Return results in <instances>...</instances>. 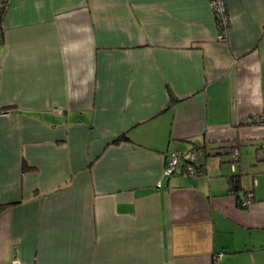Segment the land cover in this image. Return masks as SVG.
I'll list each match as a JSON object with an SVG mask.
<instances>
[{
  "label": "crops",
  "instance_id": "0c3cea01",
  "mask_svg": "<svg viewBox=\"0 0 264 264\" xmlns=\"http://www.w3.org/2000/svg\"><path fill=\"white\" fill-rule=\"evenodd\" d=\"M225 5L9 0L0 264H264V0Z\"/></svg>",
  "mask_w": 264,
  "mask_h": 264
},
{
  "label": "built area",
  "instance_id": "2783aa9c",
  "mask_svg": "<svg viewBox=\"0 0 264 264\" xmlns=\"http://www.w3.org/2000/svg\"><path fill=\"white\" fill-rule=\"evenodd\" d=\"M209 6L211 8L215 27H216V39L223 41L226 37L227 31L230 27V18L229 13L226 9L225 0H208ZM9 0H0V45L2 44V20L4 13L8 7ZM247 119L250 122L259 121L262 119L261 115L256 113H249ZM201 147H190L185 149H173L169 152V160L164 167L163 173L165 175H171L177 165L179 163L182 164L183 169L189 173H195L199 171H204L203 166H196L194 163L195 158L201 153ZM231 167L234 169L235 165H237L238 157H239V149L236 146L232 147L231 150ZM253 200L252 193H246L243 198L240 200L241 206H246ZM221 253H218L216 256L220 257ZM13 264H24L19 260H14Z\"/></svg>",
  "mask_w": 264,
  "mask_h": 264
},
{
  "label": "trees",
  "instance_id": "16d2710c",
  "mask_svg": "<svg viewBox=\"0 0 264 264\" xmlns=\"http://www.w3.org/2000/svg\"><path fill=\"white\" fill-rule=\"evenodd\" d=\"M2 41H3V39H2ZM121 138H125V136L122 135ZM118 140H119V139H116L114 142H117ZM236 176H237V175H232V176H231V179H230L231 190H232V191H237V190H238V187H239L238 178H237ZM239 202H240V200H239ZM4 207H6V206L0 204V211H1V209H3Z\"/></svg>",
  "mask_w": 264,
  "mask_h": 264
}]
</instances>
